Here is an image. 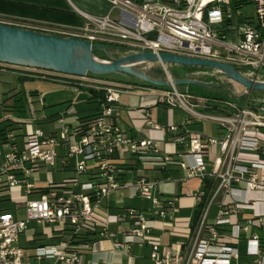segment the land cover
<instances>
[{
    "label": "built area",
    "instance_id": "built-area-1",
    "mask_svg": "<svg viewBox=\"0 0 264 264\" xmlns=\"http://www.w3.org/2000/svg\"><path fill=\"white\" fill-rule=\"evenodd\" d=\"M114 1L106 15L84 12L87 21L78 30L5 18L0 23L113 45L128 53L171 52L229 62L260 80L264 0H252L251 15L237 8L235 0ZM123 12L131 14L127 22L121 20ZM214 23L228 28L213 29ZM231 29L237 32L235 42L227 39ZM26 69L42 79L104 90L105 98L93 117L78 124L61 118L59 130L49 134L29 129L22 145L6 134L0 194L6 189L9 197H0V204L23 205L27 215L19 219L11 208L0 207V264H29L32 259L49 264H122L118 255L133 264L136 244L150 247L153 264H264V105L196 96L174 85L146 88L140 108L148 134L138 137L112 121L124 86L117 89L94 76ZM156 105L181 107L191 119L217 123L222 133L216 137L156 123L151 114ZM1 107L3 117L10 118L13 106L4 100ZM59 159L74 175L60 183L37 185L34 174ZM148 165L165 170L176 166L184 172L181 178L169 175L164 180L200 181L188 194L194 200L191 214L180 215L181 195H162L159 180L146 175L125 179L128 167ZM126 188L151 206L144 210L117 202L111 210L110 196ZM26 232L30 241L38 242L22 246L20 237ZM163 233L172 239L165 243ZM89 252L92 257L85 260Z\"/></svg>",
    "mask_w": 264,
    "mask_h": 264
},
{
    "label": "crops",
    "instance_id": "crops-1",
    "mask_svg": "<svg viewBox=\"0 0 264 264\" xmlns=\"http://www.w3.org/2000/svg\"><path fill=\"white\" fill-rule=\"evenodd\" d=\"M114 4V0H0V18L47 25L65 30H78L87 21L83 14L84 12L106 15L111 11ZM130 17V13L123 12L121 20L122 22H127ZM237 22L238 19H234L233 24L235 25ZM212 27L217 30L228 28L223 23H214ZM232 30L226 31L227 39L229 31ZM234 31L236 32V30ZM25 69L26 67L0 62V157L8 149L5 144L7 133H11L13 141L22 145L24 136L29 129L40 128L46 134H49L59 130L61 118L69 124H78L88 117H93L100 110L101 101L92 98L81 87L65 83L64 80L52 81L39 77L23 79L29 74ZM121 86L127 89L120 96L119 107L115 111L112 121L128 134L143 137L148 134V126L142 121L140 108L141 96L144 93L145 86L128 84ZM31 99L41 107V111L37 110L29 122H25V118L22 119L20 116L25 115V107ZM4 100H8V103L14 108L10 118L3 117L1 104ZM151 114L153 121L162 125L177 124L178 126H185L191 132H201L216 137L222 133L217 123L191 119V116L178 106L156 105L151 108ZM262 129L264 131V128ZM168 147L171 150L175 149L172 145ZM53 171L58 175H62V178L47 179L46 175ZM44 174L45 176H43ZM73 175L72 170L64 168L59 159L55 166L44 167L36 172L32 179L39 186H47L51 182H63ZM138 175H146L149 178L159 180L157 190L164 196L181 195L182 198L179 200L181 205L180 215L187 216L191 214L192 208L189 205L193 204L194 200L188 194L200 186L198 179H190L185 182L164 180L163 178L169 175L181 178L184 176V172L176 166H173L171 170H165L153 165L128 167L124 177L125 179H132ZM168 185H172L173 188L171 190L165 189V186ZM124 191L125 189L116 191L110 196L109 206L111 210L114 209L113 207L117 202L137 207L133 204V200L139 196H129L127 198ZM33 196L31 195V197ZM141 199L143 200V198ZM0 207L10 209L7 202L1 203ZM137 208L148 209L144 207ZM171 239L168 234L163 233V241L165 243ZM37 242L38 240L34 243ZM107 245L109 246L110 244L107 243ZM136 246H144V248L146 246V248L141 249L139 253H136L133 248L134 258L137 257L144 264H153L150 259V247L140 244H136L134 247ZM91 257L92 255L89 252L86 254L85 260ZM117 259L122 264L127 262L123 256L120 257L118 255ZM40 263L49 264V260L32 259L29 264Z\"/></svg>",
    "mask_w": 264,
    "mask_h": 264
},
{
    "label": "water",
    "instance_id": "water-1",
    "mask_svg": "<svg viewBox=\"0 0 264 264\" xmlns=\"http://www.w3.org/2000/svg\"><path fill=\"white\" fill-rule=\"evenodd\" d=\"M107 51L103 44L78 37H61L35 30L0 23V62L16 66L52 70L69 75L86 76L128 74L155 86L211 83L197 79L160 80L151 77L137 65L148 62L203 66L216 69L243 85L247 92L264 91V80L248 77L229 62L161 52L149 51L126 53L114 61H101L94 51Z\"/></svg>",
    "mask_w": 264,
    "mask_h": 264
},
{
    "label": "rangeland",
    "instance_id": "rangeland-1",
    "mask_svg": "<svg viewBox=\"0 0 264 264\" xmlns=\"http://www.w3.org/2000/svg\"><path fill=\"white\" fill-rule=\"evenodd\" d=\"M245 14L251 15L255 12V5L254 3L246 4L243 7L242 10ZM229 37L228 40L235 41L236 40V32L234 30L229 31ZM127 52V49H120L115 47H107L106 52H102L100 50H95V56L97 59L101 61H114L118 58L125 55ZM137 69L145 71L147 74H149L151 77L155 79L160 80H167L168 77L171 79H197L202 80L208 83H211L210 85L205 84H181L177 85V89L180 92H187L193 95H200V96H207L210 98H219L227 97L231 101L237 102L239 104L248 103L251 106L254 107H260L261 105H264V91H252L247 92L246 88L239 84L238 82L231 79L228 75L225 73L218 71L213 68L209 67H203V66H184V65H178V64H161L160 62H148L143 65H137ZM27 72H30V70L25 69ZM86 77H93L91 75H87ZM99 80H101L102 83L116 86L117 89H120L122 87L121 85H132V86H142L144 84L142 83H128L120 78L118 75H112L109 77H96ZM260 80H264V69L262 70L260 76L258 77ZM146 88H151L152 86L144 85ZM124 91V89H121ZM145 91V90H144ZM223 99V98H222ZM227 100V99H225ZM26 113L24 116H20L22 119L25 118V122H29L32 115L36 113L37 110L39 112L41 111V107L38 104H35L33 100L31 99L26 107H25ZM42 174V172H41ZM47 174V173H46ZM42 176V175H41ZM45 176V174L43 175ZM47 179H59L62 178V175H58L55 171H53L50 174L46 175ZM39 183V181H37ZM173 188L172 185L165 186V189L171 190ZM125 197L131 196L130 189H125ZM8 206L11 208V212L14 214L15 217L19 219L26 218L27 211L26 208L23 205H16L13 202L8 201ZM133 204L137 207H144L149 208L151 206V203L146 199H141L139 197H136L133 200ZM37 226L36 230H41V226L37 225L36 223H33ZM49 228H54V224L48 225ZM36 242L29 240V234L28 232L23 233L20 237V244L22 246H28L31 243ZM146 248V246H145ZM143 247H134V250L136 253H139L141 249H145ZM40 264H46V263H40ZM133 264H144V262L140 261L137 257L133 259Z\"/></svg>",
    "mask_w": 264,
    "mask_h": 264
},
{
    "label": "trees",
    "instance_id": "trees-1",
    "mask_svg": "<svg viewBox=\"0 0 264 264\" xmlns=\"http://www.w3.org/2000/svg\"><path fill=\"white\" fill-rule=\"evenodd\" d=\"M235 3V6L237 8H241V7H244L246 4H249V3H252V0H235L234 1ZM37 31V30H35ZM38 32H42V31H38ZM43 33H46V32H43ZM50 34V33H48ZM53 35H57V36H61V37H69V36H66V35H59V34H53ZM107 47H115L116 46H113V45H109ZM123 48H126V47H123ZM95 53V51H94ZM145 63H142V64H139V65H143ZM167 64V63H166ZM237 69L241 70L240 68L237 67ZM243 72V71H242ZM88 75H91V76H94V77H109V76H112V75H94V74H88ZM115 75H118L120 76V78L128 83H142L144 85H148V86H152V87H161V88H165V87H162V86H155L153 84H150V83H147V82H144L142 80H139L138 78L134 77V76H131V75H128V74H122V73H119V74H115ZM36 76H34L33 74L29 73L27 74V76H25V78L23 79H30V78H35ZM78 87H81L82 89L86 90L92 98H95V99H99L100 101H102L104 98H105V91L104 90H97L96 88H92V87H84V86H79L77 85ZM170 87V86H168ZM220 98V97H219ZM223 99H227V100H230L229 98L227 97H222ZM221 98V99H222ZM91 117H88L82 121H85L87 119H89ZM60 183V182H58ZM44 191H47L49 188L46 187V188H43ZM3 193L0 194V197L1 199H7L9 197V192L5 189V190H2Z\"/></svg>",
    "mask_w": 264,
    "mask_h": 264
},
{
    "label": "bare ground",
    "instance_id": "bare-ground-1",
    "mask_svg": "<svg viewBox=\"0 0 264 264\" xmlns=\"http://www.w3.org/2000/svg\"><path fill=\"white\" fill-rule=\"evenodd\" d=\"M119 8H116V10L114 11V17H118V13H119Z\"/></svg>",
    "mask_w": 264,
    "mask_h": 264
}]
</instances>
